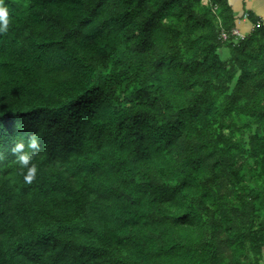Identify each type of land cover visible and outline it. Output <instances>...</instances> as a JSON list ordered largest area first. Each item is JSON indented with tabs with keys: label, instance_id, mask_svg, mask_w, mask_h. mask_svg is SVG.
I'll use <instances>...</instances> for the list:
<instances>
[{
	"label": "trees",
	"instance_id": "16d2710c",
	"mask_svg": "<svg viewBox=\"0 0 264 264\" xmlns=\"http://www.w3.org/2000/svg\"><path fill=\"white\" fill-rule=\"evenodd\" d=\"M4 4L0 264H262L264 22L223 40L228 0Z\"/></svg>",
	"mask_w": 264,
	"mask_h": 264
},
{
	"label": "crops",
	"instance_id": "0c3cea01",
	"mask_svg": "<svg viewBox=\"0 0 264 264\" xmlns=\"http://www.w3.org/2000/svg\"><path fill=\"white\" fill-rule=\"evenodd\" d=\"M228 2L236 18L235 26L243 35H246L252 29V23L249 19L242 18L243 13L251 12L264 22V0H228Z\"/></svg>",
	"mask_w": 264,
	"mask_h": 264
},
{
	"label": "clouds",
	"instance_id": "9594fccd",
	"mask_svg": "<svg viewBox=\"0 0 264 264\" xmlns=\"http://www.w3.org/2000/svg\"><path fill=\"white\" fill-rule=\"evenodd\" d=\"M9 23L8 19V10L7 6L4 4V0H0V31L7 30V26ZM25 145L23 143H18L16 145V150L19 151L23 149ZM30 147L31 149H38L39 143L37 138H32L30 141ZM34 152H25L20 156V162L22 165H27L29 161L33 158ZM35 173V168L33 167L29 173V175L26 177L29 181L33 178V175Z\"/></svg>",
	"mask_w": 264,
	"mask_h": 264
},
{
	"label": "built area",
	"instance_id": "2783aa9c",
	"mask_svg": "<svg viewBox=\"0 0 264 264\" xmlns=\"http://www.w3.org/2000/svg\"><path fill=\"white\" fill-rule=\"evenodd\" d=\"M247 16H248L247 13H243L242 18H247ZM228 36H234L239 38L244 37V35L240 32V30L236 26L232 27L229 32H225V31L221 32V38L223 40H225Z\"/></svg>",
	"mask_w": 264,
	"mask_h": 264
},
{
	"label": "rangeland",
	"instance_id": "374dc122",
	"mask_svg": "<svg viewBox=\"0 0 264 264\" xmlns=\"http://www.w3.org/2000/svg\"><path fill=\"white\" fill-rule=\"evenodd\" d=\"M262 264H264V250H263V259H262Z\"/></svg>",
	"mask_w": 264,
	"mask_h": 264
}]
</instances>
